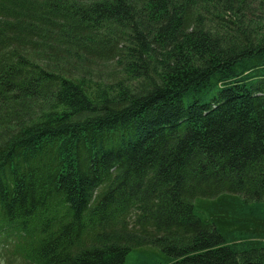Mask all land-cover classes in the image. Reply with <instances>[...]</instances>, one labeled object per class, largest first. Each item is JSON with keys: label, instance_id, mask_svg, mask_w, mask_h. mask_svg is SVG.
Here are the masks:
<instances>
[{"label": "trees", "instance_id": "16d2710c", "mask_svg": "<svg viewBox=\"0 0 264 264\" xmlns=\"http://www.w3.org/2000/svg\"><path fill=\"white\" fill-rule=\"evenodd\" d=\"M0 247L264 264V0H0Z\"/></svg>", "mask_w": 264, "mask_h": 264}, {"label": "rangeland", "instance_id": "374dc122", "mask_svg": "<svg viewBox=\"0 0 264 264\" xmlns=\"http://www.w3.org/2000/svg\"><path fill=\"white\" fill-rule=\"evenodd\" d=\"M97 56H98V60L88 59L90 62L88 64H84V66L89 69L90 75L93 76L94 79H100L105 83L114 81L118 77L114 61L103 53L98 54ZM80 68L83 69V67ZM81 69H78L77 72H81L82 71ZM189 186L190 183L188 182L186 184L187 191L191 188ZM131 218L132 217L130 216L128 220H130ZM0 251H1V247H0Z\"/></svg>", "mask_w": 264, "mask_h": 264}]
</instances>
